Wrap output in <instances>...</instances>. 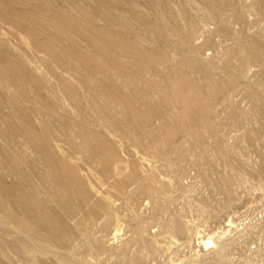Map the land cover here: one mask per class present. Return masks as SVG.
<instances>
[{"label": "rangeland", "instance_id": "374dc122", "mask_svg": "<svg viewBox=\"0 0 264 264\" xmlns=\"http://www.w3.org/2000/svg\"><path fill=\"white\" fill-rule=\"evenodd\" d=\"M0 264H264V0H0Z\"/></svg>", "mask_w": 264, "mask_h": 264}, {"label": "bare ground", "instance_id": "6f19581e", "mask_svg": "<svg viewBox=\"0 0 264 264\" xmlns=\"http://www.w3.org/2000/svg\"><path fill=\"white\" fill-rule=\"evenodd\" d=\"M207 245L210 247V245H211V247L213 246V245H215V243H214V241H212V240H208V242H207ZM208 247V248H209ZM215 251V253L217 252L218 254H220V255H222L223 254V251H224V248H223V246H221L219 249H215V250H213V252ZM11 253V252H10ZM216 255V254H215ZM198 257V256H197ZM196 257V258H197ZM203 255H200L199 256V258H198V261H201V262H203Z\"/></svg>", "mask_w": 264, "mask_h": 264}]
</instances>
